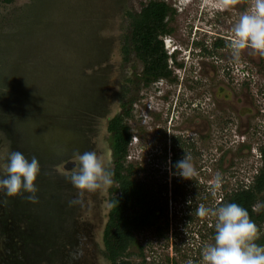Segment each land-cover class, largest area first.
<instances>
[{"label":"rangeland","instance_id":"rangeland-1","mask_svg":"<svg viewBox=\"0 0 264 264\" xmlns=\"http://www.w3.org/2000/svg\"><path fill=\"white\" fill-rule=\"evenodd\" d=\"M148 1L0 0V149L40 164L36 202L27 199L31 193L0 192V264H111L101 237L111 186L78 190L69 180L76 165H65L77 152L97 150L111 172L107 121L123 104L132 133L127 160L137 177L170 187L172 135L196 170L176 179L183 195L168 200L165 238L148 230L138 235L142 250L130 247L134 264H202L216 218L197 216V207H217L222 194L258 171L264 57L247 47L237 58L228 46L252 0L227 8L217 0H164L176 10L164 36L171 76L144 85L129 14ZM215 38L225 46L214 49ZM217 175L222 183L213 196ZM255 224L259 238L264 221Z\"/></svg>","mask_w":264,"mask_h":264},{"label":"trees","instance_id":"trees-1","mask_svg":"<svg viewBox=\"0 0 264 264\" xmlns=\"http://www.w3.org/2000/svg\"><path fill=\"white\" fill-rule=\"evenodd\" d=\"M175 11L164 0H149L138 13L129 14L132 19V50L143 63L141 79L144 85L171 76V70L167 66L170 56L165 48L164 36L172 31L168 21ZM224 46L221 38H215L213 41L214 49ZM213 48H210L211 52L214 51ZM123 50L126 52L127 48L124 47ZM203 50L210 52L209 48L203 47ZM129 116L130 108L123 104L122 112L107 121L113 157V184L109 191V209L101 237L111 264H134L129 259V249L136 246L142 250L138 240V235L142 232L151 230L157 237L165 238L168 231V200L176 201L178 196L183 195L184 187L176 180L178 174L174 165L185 152L181 139L176 135L170 137L172 156L169 167L173 176L170 187L167 180L155 182L146 180L145 176L137 177L136 167L127 160L128 146L132 139V133L125 120ZM258 150L261 165L252 180L249 183L241 182L235 189L226 191L217 203V207L226 203L239 204L247 209L254 223L264 221V140ZM154 157L159 159L157 154ZM165 159L164 155L163 160ZM260 202L263 205L256 211L255 205ZM212 233L214 240L215 231ZM256 243L264 245V233ZM137 264H144V260Z\"/></svg>","mask_w":264,"mask_h":264},{"label":"clouds","instance_id":"clouds-1","mask_svg":"<svg viewBox=\"0 0 264 264\" xmlns=\"http://www.w3.org/2000/svg\"><path fill=\"white\" fill-rule=\"evenodd\" d=\"M238 2L239 0H217L223 8ZM164 42L167 48L165 39ZM228 46L237 58L247 47L264 57V0H252L250 10L240 15L232 28ZM99 151L106 152V146L100 147ZM74 163L76 167L69 180L78 190L96 191L111 186L112 173L107 168L105 158L97 150L75 153ZM174 167L184 179H191L196 174L188 154L177 161ZM39 172L40 164L35 156L29 160L18 150L0 149V173L3 175L0 178V192L8 196L17 195L21 191L31 193L27 199L36 202L37 188L34 181ZM221 183L219 175L210 183L213 196L220 189ZM196 215L201 218H216L214 243L203 248L202 264H264V245L255 243L258 228L247 209L237 203H226L215 208L200 204Z\"/></svg>","mask_w":264,"mask_h":264},{"label":"water","instance_id":"water-1","mask_svg":"<svg viewBox=\"0 0 264 264\" xmlns=\"http://www.w3.org/2000/svg\"><path fill=\"white\" fill-rule=\"evenodd\" d=\"M75 163L72 162V161H69L66 165H65V168H69L71 166H73Z\"/></svg>","mask_w":264,"mask_h":264},{"label":"flooded vegetation","instance_id":"flooded-vegetation-1","mask_svg":"<svg viewBox=\"0 0 264 264\" xmlns=\"http://www.w3.org/2000/svg\"><path fill=\"white\" fill-rule=\"evenodd\" d=\"M180 138V137H179ZM181 139V138H180ZM74 166H75V164H74Z\"/></svg>","mask_w":264,"mask_h":264}]
</instances>
